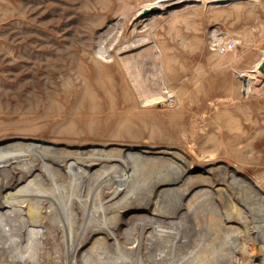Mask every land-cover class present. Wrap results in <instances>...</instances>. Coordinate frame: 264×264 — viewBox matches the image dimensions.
Instances as JSON below:
<instances>
[{
    "label": "rangeland",
    "instance_id": "rangeland-1",
    "mask_svg": "<svg viewBox=\"0 0 264 264\" xmlns=\"http://www.w3.org/2000/svg\"><path fill=\"white\" fill-rule=\"evenodd\" d=\"M151 1L0 0V235L7 230L2 215L9 202L4 197L20 194L21 186L10 185L11 177L22 185L28 175L16 176V166L40 153L44 158L36 163L35 175L45 178L59 204L56 214L53 204H46L43 215L50 210L55 220L46 219L47 230L66 221L74 229L71 236L47 238L49 264H65L66 240L87 239L94 222L101 227L96 237L103 231L115 233L116 217L131 204L108 207L102 215L98 208L96 214L94 199L105 198L108 181L106 176L98 181L88 197L84 191L96 169L102 165L114 172L112 179L130 189L132 174L124 154L140 151L138 172H150L138 174V187L151 188L159 181L160 168L172 166L161 181L183 188L184 176L197 177L188 185L191 200L200 199L204 208L219 207L194 222L206 218L215 233L205 235L193 262L264 264V211L249 213L257 206L264 210V72L254 71L264 56V0H200L161 10L140 22L137 31L123 33L112 48L117 57L101 58L95 52L98 34L109 46L107 24L122 14L125 20L133 17ZM214 35L218 45L230 39L237 45L222 53L212 46ZM138 38V45L119 50ZM249 74L254 75L253 89L246 93L244 77ZM164 83L168 95L158 98ZM153 96L154 101L146 102ZM102 148L111 157L87 159L93 149ZM79 152L85 153L77 157ZM44 165L51 167L48 175ZM226 173L244 185L236 187ZM219 183L228 194L203 200L209 185ZM168 203L158 202L156 209L169 211ZM224 215L235 220L229 223ZM168 227L179 233L172 237L176 243L185 238L192 245L199 242L188 234L189 225L166 222ZM176 248V258L186 253L181 244Z\"/></svg>",
    "mask_w": 264,
    "mask_h": 264
},
{
    "label": "bare ground",
    "instance_id": "bare-ground-1",
    "mask_svg": "<svg viewBox=\"0 0 264 264\" xmlns=\"http://www.w3.org/2000/svg\"><path fill=\"white\" fill-rule=\"evenodd\" d=\"M195 1L197 2L200 0H163V1L155 0L154 2L151 1L152 3H149L146 6H143L142 8L138 9L137 13L133 17L128 18L127 20H125L123 14L119 15L114 21L107 24V27L110 30V34H109L111 39V43L109 42L110 45L105 47V44H103L104 40L102 39L103 35L102 33H99L98 41H96L97 45L95 44L97 48L96 51L95 50L94 51L98 55H100L101 58L109 57L113 59L117 57V55L112 50V48L116 46V43L120 40L123 33L126 32L128 29L129 30L131 29L133 32L137 31V29H139L140 27L139 23L145 22L150 18L151 13H146L147 9L152 8L154 6H158L161 10L166 11L171 7L179 6L184 3L185 4L193 3ZM210 1H214V0H210ZM141 41L142 40L138 38L137 40L135 39L132 43H128L122 47H119L120 49L119 48L117 49L119 50L130 49L141 43ZM213 41L215 43H213L214 45L212 46H215L219 44L220 39L215 37L214 35ZM156 57L160 59L159 58L160 52L157 53ZM263 60H264V56L258 62L256 69L254 71L258 70L260 63ZM158 62H160V60ZM128 67H129L127 68L128 70L131 69L130 66ZM162 68L163 67L161 66V70ZM128 73L130 74V76H132L133 81L135 82L136 76H134V70H130L128 71ZM241 74L245 75V73H241ZM253 77H254L253 74H249L247 76V83L245 87L246 93H250V91L253 89L251 87ZM163 88L164 91H162V95L159 96L158 98H163L166 94L168 95L169 92L168 89L170 88L167 89L165 83ZM155 99L156 97H154L151 100L149 98L146 100V102L154 101ZM139 152H135V151L132 152L128 150L127 153L124 154L128 164L127 172H129L130 176L132 174L130 189L125 188L124 186H122L121 183H119L121 186L120 187L118 185V181L115 180L116 178L112 179L114 172L112 171L106 172L103 169L104 167L102 165L99 166L100 168L96 169L95 178L92 181L90 180L89 187L87 188L86 191H84V193H86L88 197H91L92 196L91 188L94 185H96L98 181L102 180L105 176L108 178V181H106L107 186L106 189L104 190L105 198L104 199L102 198L101 201L99 199H94L93 203L95 204H93L94 206L93 209H95V213L96 214L98 213L96 211L98 210V208L100 209L99 214L102 215L105 212H109L108 207L112 209V207L115 206L116 204H122L125 202L127 203L130 202L131 204H129L127 208L123 210L121 209L120 213L116 217L115 224H113L116 230L115 233L103 231L99 234V237H96L95 232L100 230L101 227L94 222L91 227L92 231L87 239L83 241L77 240L75 241L76 243H73L71 239L70 240L72 241L71 244L69 243L70 241L66 240V244L68 247L67 248L64 247L65 249L64 255L66 261L65 264H205V263L193 262L191 258L193 257L194 253L198 251V248L202 246L201 244L203 240L206 239L205 235H210L213 233V231L210 228H207L206 218L197 225L194 224V222L204 218V216H206V214L209 212L218 211L219 207L213 206V207L204 208L200 204L201 203L200 199L196 198L194 201L191 200L192 197L188 193V188H189L188 185L192 182L193 184H195L194 181L198 179L197 177L193 178L191 176H184L182 181L186 182V186L183 188H177V187L175 188V185H173V183L166 182V180L161 181V179H167L170 176L172 166L171 167L163 166L160 168V172L156 177V179L159 178L158 179L159 181L156 182V184L152 185L151 188L147 190H143L144 188H141V186L138 187V181L141 179L140 175L138 174L140 172L144 174L145 172H150V168L149 169L147 168L148 169L147 171L141 169L138 172V164L142 162L141 159H139L138 157ZM84 153L79 152L77 154V157L79 155H83ZM34 157L35 160L33 159L28 160V163L24 162L16 166L19 169L17 172L15 171L16 176L19 175L21 177L22 176L21 172H26L28 174L27 179L23 181L21 180L23 182L22 185L19 180L14 179L15 180L14 181L11 177V183H10L11 186H13L14 188L21 186L20 188H17L20 189V194L18 198L14 199V195L12 194L13 192H10L8 196L4 197V202L5 203L9 202V204L4 209L2 215V218L7 222V230L4 234L0 235V264H49L48 255L50 252H48L46 248L47 238L56 239L59 234L62 236L64 233L71 236V234L74 232V229L70 221H66L65 223L62 222L60 223V225L57 224L58 228L56 227V229H52V231L47 230L48 226L46 223V219L51 221L52 223H54L55 220L51 219V217L49 216L50 210H46L47 216L43 215L45 213L44 209L46 207V204L48 203H50L51 205L53 204L52 206H54L53 207L54 209L52 212L55 214L59 204L58 202L53 200L55 193L54 191L46 187L45 178L40 177L42 176L41 174L35 175L34 172L36 163L41 162L42 158H44V155L40 153H36L34 154ZM109 157L111 156L106 155V150L104 148L96 149V150L93 149L91 151V154H89L88 158L87 156H85V158L87 159L93 158L92 160H98L97 158L107 159ZM44 166H45L44 171H46L45 173H47L46 175H48V172L51 167L50 165H44ZM152 167L154 168V164L152 165ZM15 175H13V177ZM225 175L228 178L230 177L229 179H231V183L236 185V187L241 188V186L244 185V182H238L234 180V178L230 174L226 173ZM53 182L56 183V178L53 179ZM246 183L250 186H253V188H255L254 187L255 184L253 182L248 181ZM224 187L225 186L222 183L211 186L209 185V188L204 192L203 200L209 201L215 199L216 197L220 196V193L227 195L228 194V192L226 191L227 188L225 189ZM41 191L44 192L45 194L43 195ZM80 193H82V190H79L78 194ZM6 194L7 193H5V195ZM142 197L144 198L141 199ZM263 198L264 195H262V200ZM158 202H161L164 205L166 204L167 206H170L168 202H171L172 205L170 210L169 211L157 210L156 208L158 207L157 206ZM148 210L149 213H151V215L149 214L147 215L145 213V211L147 212ZM263 211L264 210L261 207L257 206V207H253L249 211V213L252 214L253 216H258L261 215ZM122 215L124 217H122ZM224 216H225L224 220H226L229 223L235 220L234 217L230 215H224ZM174 218H178V220L174 221L173 220ZM262 220L264 221V218ZM166 222L171 224L176 223V225L177 224H181L185 226L189 225L190 229L188 230V234L192 235V239H194L193 240L194 242L197 239H198L197 241L199 242L195 245H192L190 242H188L189 239L187 240L185 238L182 239L181 241L179 240L181 243L178 242L177 243L179 245L181 244L183 247L186 248L185 249L186 253L176 258L175 256L176 253L174 254V249H177L176 246L178 244L175 241L176 239L173 240L174 238L172 237L173 236L177 237L179 233L175 229L169 227L164 228V224ZM123 226L126 227L125 229L121 230ZM217 227H219V225ZM258 227L260 228V226H256L255 228L259 229ZM44 230L46 232H44ZM231 234L234 235L233 232ZM218 240L220 239L218 238ZM169 248H171L170 250L172 252L170 253L172 255L171 259H170L171 256L169 257L168 254ZM140 253L145 254L146 261L143 260ZM217 263L218 262H214L213 264H217Z\"/></svg>",
    "mask_w": 264,
    "mask_h": 264
},
{
    "label": "built area",
    "instance_id": "built-area-1",
    "mask_svg": "<svg viewBox=\"0 0 264 264\" xmlns=\"http://www.w3.org/2000/svg\"><path fill=\"white\" fill-rule=\"evenodd\" d=\"M237 45V42L234 39L226 40L220 45H218V50L222 53H226L234 49Z\"/></svg>",
    "mask_w": 264,
    "mask_h": 264
},
{
    "label": "water",
    "instance_id": "water-1",
    "mask_svg": "<svg viewBox=\"0 0 264 264\" xmlns=\"http://www.w3.org/2000/svg\"><path fill=\"white\" fill-rule=\"evenodd\" d=\"M215 1H216V3H222V2H225L226 0H215ZM160 11H161V9L158 6H154L152 8L147 9L146 13L154 14V13L160 12ZM259 69L264 72V60L260 63ZM244 83L245 84L247 83V78H244Z\"/></svg>",
    "mask_w": 264,
    "mask_h": 264
}]
</instances>
